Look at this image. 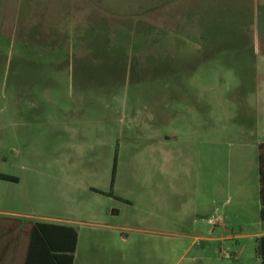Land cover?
Segmentation results:
<instances>
[{
    "label": "rangeland",
    "instance_id": "1",
    "mask_svg": "<svg viewBox=\"0 0 264 264\" xmlns=\"http://www.w3.org/2000/svg\"><path fill=\"white\" fill-rule=\"evenodd\" d=\"M104 1L116 63L85 54L86 80L78 67L66 84L16 80L10 57L20 49L0 54V176L21 179L0 180V209L24 192L29 206L18 210L62 214L92 188L109 191L116 160L115 194L134 212L170 194L171 264H261L264 0ZM187 176L197 205L183 215L212 209L213 223L181 222Z\"/></svg>",
    "mask_w": 264,
    "mask_h": 264
},
{
    "label": "crops",
    "instance_id": "2",
    "mask_svg": "<svg viewBox=\"0 0 264 264\" xmlns=\"http://www.w3.org/2000/svg\"><path fill=\"white\" fill-rule=\"evenodd\" d=\"M104 3V0H0V54L7 51L6 47L10 53L12 49H20L18 55L12 53L10 57L15 64L16 80L32 81L39 86L66 84L75 81L66 74L70 69L74 73L78 67L81 82L86 80L84 70L91 60L85 54H99L96 61L100 65L116 63L106 56L113 49L104 43L109 25L113 26L106 14L114 10ZM29 52L32 57L27 55ZM68 61L72 62L71 68L66 67ZM29 65L37 68V76H28ZM109 129L116 130L113 126ZM109 141L113 143L114 137ZM18 180L13 184H19L21 179ZM190 180V176L184 177L182 183ZM114 188L115 182L114 196L129 203L99 193H109L111 185L109 191L97 187L89 190L87 200L78 206L69 205L67 211L58 215H40L33 208L18 210L29 206L28 195L11 192L5 198L6 209H0V264H171L170 194L160 196L159 203L158 196L152 194L154 200L151 198L147 211L141 214L138 210L134 212L132 200L119 197ZM179 192V206L174 205L182 211L181 222L191 219L193 223L199 220L213 223L212 209L205 211L202 207L191 215H183L185 204L197 205L196 194L191 184ZM96 202L101 206L97 207ZM70 229L77 233V242Z\"/></svg>",
    "mask_w": 264,
    "mask_h": 264
},
{
    "label": "trees",
    "instance_id": "3",
    "mask_svg": "<svg viewBox=\"0 0 264 264\" xmlns=\"http://www.w3.org/2000/svg\"><path fill=\"white\" fill-rule=\"evenodd\" d=\"M157 7H162L157 6ZM258 163H259V201H260V221L262 225L264 226V143L259 146V157H258ZM115 169H116V160L114 164V170H113V175H112V185H111V191L109 193H103L99 192L102 195H107L110 197H114L118 201H123L121 198L115 197L113 193V187H114V182H115ZM1 180L11 182V183H17L19 180L16 177L13 176H0ZM124 203H129V202H124ZM40 226H46V225H38ZM70 232H74V238L75 241L77 242V233L70 229ZM256 256L260 260L261 264H264V235L260 236L256 239Z\"/></svg>",
    "mask_w": 264,
    "mask_h": 264
}]
</instances>
